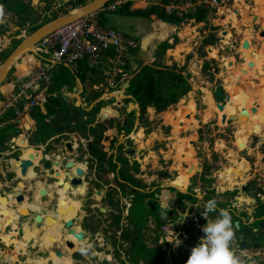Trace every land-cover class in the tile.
<instances>
[{
	"label": "crops",
	"instance_id": "crops-1",
	"mask_svg": "<svg viewBox=\"0 0 264 264\" xmlns=\"http://www.w3.org/2000/svg\"><path fill=\"white\" fill-rule=\"evenodd\" d=\"M234 7L235 8L233 9V11L237 9L242 16L240 20H236L235 15H233L234 12L232 11V14L231 11L227 10V8H219L216 12L210 15L208 12L206 15V20L201 21L196 20L194 17H184L179 21L170 22L168 20L152 21L143 17L125 16L123 20V26V22L120 19L117 20L118 23L116 24H112L110 19L111 26L120 28L128 35L132 34L138 40L139 47L134 55L136 54L139 56L140 64H148L151 63V61L152 63L162 62V64L168 66L175 64L181 69V74L190 85V90L182 98H180V100L175 105L168 107L163 112L154 114V109L149 108L151 114L150 118L160 120L158 125H153L154 128L149 132V134H144V131H142L141 128H138V124L135 131L132 132L136 124V121L134 120V125L130 129L131 134L129 132H126L125 136H129L124 138L120 135V138H116V142L114 144L111 143L109 145L111 150H109V152L107 151L106 153V178L110 177L112 181H107L109 191H107L108 189H106V205L103 207V210H101L100 213L96 211V209L100 210V196L95 192L93 184H91L88 188V190L90 191L87 190L88 192L86 195H89L90 200V202L88 200V203L82 202L79 196H75L74 193H61L62 197H65V199L69 203L76 204L78 206V209L75 210L74 213L75 217H73V219L77 220V222H75L74 224L76 230H79L81 228L80 224H82L87 236H92L93 234L100 235V237L98 238L99 240L101 239L102 241V238L105 237L110 241L107 250L102 248L97 249L101 250V252H98L101 255V259L108 262H95V260H92L93 258L91 259V261L86 262L88 259L85 258L82 261H77L75 264H83V261L86 262L85 264H118L116 255L121 260H123L124 264H127L129 261L125 258L124 253L127 250V252L130 254V248L132 247L135 248V250L139 251L137 258L133 259V263L135 262L136 264H143L144 261L142 258L144 256L139 250L140 246L143 248V251H146L147 249L160 250L163 253L162 264H186V261L189 258L188 253L175 246L174 244L163 242L159 233H156V237H154V234L152 235L151 228H153V224H155V222L156 224L158 223V220H156L158 218L157 212L152 213L154 214V218L153 216H150L148 222L149 225L143 224L141 226L140 220L139 218H137V211H132L134 202H132V198H134L139 193L149 192V188L150 191L157 192L162 191V189L167 187L168 185H172L173 188H179L187 191L190 186V178L194 176V174H196V171L194 173V168H192L190 172H192L193 174L190 175L189 179L187 180V184V181H185L187 177L186 172L182 171L180 173L179 167H183L182 164L184 163V160L187 159V156L190 158L191 156L195 158L197 151L194 150V146L199 144L197 148H200V144L204 142V139L206 137L204 135L206 129H209V136H213V140H215L214 135L216 133V130L214 129V119L216 120L217 118V111L213 106V88L215 85H217L216 82L218 74L213 73V65H217V63L222 58L220 53L222 46L230 45V41H232V39L237 36L241 37L240 40L249 38V31L254 27L258 29H264V0H236V4ZM224 31H226L227 33L222 36V33ZM211 34L215 35L216 41L214 42V44L204 45L203 42L206 40L207 36H210ZM221 37L223 38L221 39ZM142 39H147L149 43H147L145 46H142ZM174 39H176V42H174ZM252 40H255L254 44L259 43V46L257 48H250L252 51L254 50L253 52L255 57H252V60H254L255 62V67L248 72L251 79H256L262 76V72L259 71V66L264 57V38L254 37ZM163 41H167V43L170 44V47L165 50L166 53H163V55L156 56V49L158 45ZM39 54L40 56H23L20 60L19 65H27L31 62L45 64L48 60H52L51 55L48 51H42ZM37 57L39 58L38 60L36 59ZM223 59L224 63L228 67V71H232V54L228 53V55ZM246 62L247 61L245 60L244 63L246 64ZM211 66L212 68L209 72ZM56 68L57 66L52 70V74L54 73ZM23 70L24 69H21L22 72ZM253 81L250 84L244 83L245 87L246 85L254 87L255 82ZM259 85H261V83ZM8 86L9 90L10 83L8 84ZM93 87L96 88V85L93 84ZM82 88L83 85L80 79L76 78L75 84L72 87L65 85L61 88L60 92L62 91L67 99L75 101L76 99L79 100V98H76V96L77 94H80L82 92ZM256 88V99L258 100V103L262 105V107H264V90L261 86H259V89L257 86ZM228 92L231 94L230 90H228ZM55 94L56 92H53V96ZM5 96L6 94L2 92V86H0V101H2ZM248 100L250 99L248 98ZM128 101H124L125 104H127ZM250 103L251 100L248 103L245 102L244 104H242V106L244 107L236 106L234 102V96L231 94V101L227 103L223 112H226L228 115L230 113H243L241 111H246ZM81 104L84 109H87L86 102L84 100H81ZM20 107H22L21 104H18L17 110L21 111ZM41 109L44 111V107ZM69 110L75 111L76 109L70 107ZM132 111H134L135 113L134 109H132ZM168 114L170 116L169 118H167ZM5 115L1 120L8 119L9 116L6 117ZM182 117H184V120H182ZM25 121L30 123L33 128L34 120L31 119L30 114H24L21 124H5L0 127V175L2 177H6L8 171H14L13 157L16 150L21 149L23 156H26L31 150L38 151L41 156H47L50 151L56 149L55 145L57 144V139L59 136L56 140L52 138L56 137L57 134L50 137L51 139H47V141H45L44 143L30 144V132H26V145H19V133H17V129H19V132H22V125ZM250 121H263L262 112ZM56 124L58 125L59 123ZM161 127H167V131L163 130V128ZM65 134L66 135H64L63 137V134L60 135L59 139H63V142L67 140L71 141V145L74 150L73 155H75L78 150L84 149L83 155L88 159L89 154L87 147L89 145V140L92 139V135L89 136V138H85L82 135H79L76 131L68 132ZM199 135L202 136L200 140L198 139ZM121 138H123L122 142H124V144L120 143L117 150H115V145L118 141H120ZM127 138H131L132 140L130 145H127ZM216 140L215 142L218 143V139ZM215 142L211 146V152L216 151L215 147L217 145ZM240 142H242L241 136H239L235 142L228 143L226 145L227 153L230 154L227 155V157L232 162H230L231 168H225V172L221 173V181L219 180L217 182L221 187V190L226 189V184L231 186L232 190L234 188L243 189L244 185L247 182L252 181V179L255 178V175H257V177L264 176V166L260 165L259 169H256L258 163L255 162L252 164L246 159L247 155L256 151H253V148L250 147L249 143H243L245 149L240 150ZM154 143L160 144V147L158 148V154L161 155V157L166 162L168 161V172H171V170L175 172L177 171V176H175L176 178L171 180L169 178H163L159 181V185L157 183L148 185V183L151 182L149 180H153L156 176H147V174L142 169L143 165L141 164L140 159L137 155L138 153H142L141 150L143 147H146L144 148L147 150L144 157L146 159L148 157H154L155 152L154 150H151V146ZM12 146H15V148H12ZM127 155H131L130 160ZM67 157L71 158L73 156L68 155ZM118 158H122L125 160V168L129 169V174H131L134 178L133 184L129 183V185H127V182H124L120 178L119 170L122 165L119 162ZM258 158L259 156L256 157V159ZM132 161L139 164L140 172H133L132 169L134 168H132L130 165ZM110 163L116 165V167L114 170H111L109 172L107 170L109 169ZM77 165L85 167V163H78ZM45 166L47 167L48 165ZM189 166L191 167L192 165L189 164ZM87 170H90L88 168V165ZM90 171L91 175L93 176V180H95L94 170L91 169ZM190 172L187 171V173ZM34 176L35 175L33 171H30L27 178L24 179L28 190H32V201H28L26 199L24 200V202L17 203L13 200V198H11L8 206L0 203V210L7 209L9 211V216L12 219V224L6 225V220L8 217L4 215L1 218L2 228L0 229V245H2L3 248H1L0 252H2L3 250L4 252H7L9 250L11 255L9 254L8 258L13 257L12 259H16L19 251L23 252L21 257H23L24 259L22 262L18 261L17 264H46L47 259L53 258L54 249H60L64 254V258L61 263L71 264L73 259L68 258V255L71 254V251L67 250L66 247L63 246L62 241H64L65 239H73V237L66 236V231L62 224H59L58 228L52 229L53 231H51L50 229L55 237L56 235H59V237H56L58 242L55 247L47 246L45 241H43L42 244L40 242H37L36 239L28 241L26 237L22 236L21 234L17 236L16 239H13L8 243L9 236L14 234L13 227L22 225L33 228L36 226V223L34 221L35 213H39L41 215L52 214L51 211L46 208V206L52 199L51 194L54 193L52 190V188H54V185L53 183L48 184L45 179H40L38 177L35 182L32 183ZM179 178L181 179L179 180ZM13 179H16V177L14 176ZM116 181L124 184L123 186H120L123 192H121L118 186L113 185ZM84 185H86V182L84 183ZM43 187L48 190L46 198L40 197L36 192L38 189ZM16 189L17 186L15 184H13L12 187H9V182H0L1 196L10 197L12 195V192L16 191ZM57 191L62 192V189H57ZM109 192H111V195L114 193V195H116V198L119 199L117 201L116 207H114L112 204H109L107 201L108 199H110L107 198ZM256 196L263 199L264 193L262 194L255 192V190H253L251 186H247L246 191H243L236 195L238 215L241 217L249 215V222L254 220V214H251L250 212H252L253 210L252 204L255 203ZM184 199L188 198L185 197ZM222 200L225 201L226 197H223ZM123 201L124 203L122 204V208L120 210L122 212V216H120V218L118 219L119 214L117 211H119L120 207H117L120 202ZM181 202L183 203V200H181ZM245 207L249 208L248 211L246 210L247 213H245ZM20 209H23V211H25L24 209H26L28 211V214H22ZM226 209L227 208H224V210ZM87 211H91L88 219L85 217ZM179 212L180 211H178V213ZM113 213H116L117 216H115ZM115 217H117V219ZM133 218L138 220V228L134 227ZM103 219H106V221L103 222ZM115 219L118 222L120 220L119 226L124 229L125 238L124 242L122 244L119 243V247H117L113 251L114 255L112 256L111 250L115 237V227L113 228V226L114 222H117L114 221ZM214 219L215 218H212V220ZM59 220H66V216L62 218V220L59 218ZM212 220L208 218L207 221L210 222ZM243 220L245 219L241 218V223L244 222ZM263 221L264 214L261 215L260 218L256 216L254 224L256 225L257 223L259 224ZM152 222L154 223L152 224ZM59 242H61V244H59ZM241 246L242 243L240 242V248H243ZM41 247H44L43 252L40 251ZM37 251L41 254H38ZM250 251L251 248H248L244 245V248L240 252H242L243 255H249L251 254ZM258 253L259 251L256 250L253 254L257 255ZM254 262H256V260H254L253 263Z\"/></svg>",
	"mask_w": 264,
	"mask_h": 264
},
{
	"label": "water",
	"instance_id": "water-1",
	"mask_svg": "<svg viewBox=\"0 0 264 264\" xmlns=\"http://www.w3.org/2000/svg\"><path fill=\"white\" fill-rule=\"evenodd\" d=\"M111 0H86L83 4L76 7V12L72 15H70V12H67L66 14L59 15L56 18H53L45 23H43L41 26H39L37 29L32 31L30 34H28L26 37L23 38V40L12 50V52L3 60V62L0 64V86H2V92L4 94H7L8 91V84L5 82V80L8 78L10 81L14 82L16 78L11 75L8 77L9 71L11 70V67L16 65V63L22 59L23 56L26 54H33L35 56H40V52H38L35 49V45L37 42L42 39L44 36H46L48 33L54 31L55 29L61 27L62 25H65L67 23H70L82 16L92 14L95 12H98L104 8V6ZM74 10V9H73ZM234 15L236 20L241 19V14L238 12L237 9L234 11ZM230 20V19H229ZM161 21V20H157ZM227 32L224 31L222 33V36L225 35ZM259 37L264 38V29H261L259 32ZM223 37H221L222 39ZM222 41V40H221ZM149 41L146 39L141 40V45L145 46ZM255 40L251 41V44H254ZM248 41L245 39L242 43V48L248 47ZM228 48L231 47V45L227 46ZM253 52L248 53V57H252ZM242 62H245V58L241 59ZM49 62V61H48ZM37 62H31L27 65L21 64L20 69H24V71H31L33 68L37 67ZM63 65V64H62ZM67 66V65H66ZM248 67H255L254 60H248L247 61ZM140 67V60L138 55L132 56V61L130 64V73H135ZM212 66L209 69V72L211 71ZM214 74H217L218 72V66L213 65ZM259 71L264 72V57L260 63ZM11 73V72H10ZM129 86L128 81H125L122 85V88L116 93L111 92L109 93L110 97L115 99L116 102L114 103L116 106L112 109V104L110 103L107 107L102 109V118H106L108 114L115 112V109L117 106H125L126 112L129 113L134 109L137 114L135 116L136 124L133 128L132 132L135 131L138 120H139V109L138 104L134 101V98L127 93V88ZM246 91L247 93H242L240 101L242 103L246 102L248 98L251 100V103L248 108L251 109L252 112L256 111L258 107H260V104L258 103V100L256 99L257 95V88L256 86L252 87L249 85H246ZM117 94V95H116ZM60 95L62 97V100L65 105V109L62 112H54L52 114H49L46 117V121L49 122L53 120L55 123H60L61 125L56 128V137L52 138L54 140L57 139L58 136L68 133L73 129L75 125H78L80 122L86 121L87 118V112L90 111L95 104H97L100 101H107L106 97H98V99L95 101L93 106L91 105L89 108L84 109L81 104V100L76 99L75 101H71L67 99L66 96H64V93L61 91ZM126 98L129 99L128 103L126 105L122 104V100ZM231 101V94L228 91H225L220 85H215L213 88V106L215 107L216 111L220 112L223 111V107L225 103H229ZM1 103V101H0ZM113 104V105H114ZM73 107L76 110L70 111L69 108ZM244 112H246L244 110ZM243 112V113H244ZM105 113V114H103ZM117 113H114L116 115ZM190 116V115H189ZM226 115L223 114L222 117H225ZM234 114H229L227 116V119L232 121L235 120ZM23 131L19 132V129H17V133H19V144L20 145H26V132H31L32 126L30 123L25 121L23 123ZM261 123L252 124L250 127H244L242 130L238 133L239 136L246 135L248 137H256L257 134L256 131H261ZM125 130H122L121 136L126 138L127 136L124 135ZM51 139V138H50ZM91 141H89L90 144ZM132 142L131 138H127V145H130ZM120 141L117 142L115 145V150L120 145ZM71 141L67 140L63 142V139H57L56 149H53L52 151L47 154V156H41V154L36 150H31L26 156L22 155V150H16L14 153V171H8L6 177H2L0 175V182L7 181L9 182V187H12L13 184L17 186L16 191L12 192V195L10 197L1 196L0 195V203L3 205L8 206L10 203L11 198L17 203L24 202V200L32 201L33 200V193L32 190L29 189L24 182V179L27 178L30 171H33L34 173V179L32 181L35 182V180L38 178L45 179L48 184L54 185L52 199L50 203L46 206V208L51 211L52 214H46L41 215L39 213L34 214V221L36 223V226L33 228H30L28 226H22L18 225L16 227H13V235H10L8 238V243L16 239L17 236L20 234L22 236H25L28 241H32L33 239H36L37 242H40L42 244L43 241L46 242L47 246L55 247L57 244V238L54 236V234L50 231V229H56L59 227V224H62L64 226L65 231L68 232V235L73 237L75 241L82 242L85 238V233L82 230V227L79 230H76L73 225L74 221L73 218L70 217L69 219H66L64 221H60L59 218L62 220L65 216H69L72 212L75 213V210L78 209V206L76 204L69 203L65 197H62L61 193H74L75 196H79L81 201H85V195L87 194V190L89 186L92 184L93 176L91 175V171L87 170V165H89L90 161L87 159L86 156L83 155V150L80 149L77 151L75 155H73V148L71 145ZM62 145V146H60ZM239 147H244L243 143L239 144ZM12 148H15V146H12ZM71 155L73 157L68 158L67 156ZM78 163H85V167L78 166ZM120 164V163H119ZM45 165H48L47 167ZM89 167V166H88ZM108 169V168H107ZM200 169V167H199ZM196 169V172L199 170ZM192 170V167L188 168L187 171L190 172ZM62 175V176H61ZM16 177V179H13V177ZM109 179V177H107ZM86 182V185L84 183ZM129 185V183H127ZM111 187V186H110ZM167 187H172V185H168ZM57 189H62V192H58ZM38 195L42 198H46L48 190L46 188H40L36 191ZM178 192H182L183 194H187V191L179 188H174L173 190V197H171L167 203L165 201V194L164 192L162 194H155V199L157 202H159V206L156 207L155 203L153 204V207L151 209L155 210L157 209V212L159 214L158 222L165 221L168 218H172L177 216L179 213H182L184 210H180V207L175 202V197ZM27 196V197H26ZM167 196V194H166ZM188 199L190 197H187ZM58 200V201H57ZM118 198H114V196H110V199H108V203L112 204L114 207L117 206ZM92 201V199H91ZM90 202V200H89ZM123 202H120L117 208H119L118 214L122 216V212L120 211L122 208ZM20 209L21 213L24 215L28 214V211L26 209ZM176 210V211H174ZM178 211H180L178 213ZM6 215L8 218L6 220V225L12 224V219L9 216V211L7 209L0 210V229L2 228L1 224V218L2 216ZM242 225H244L242 227ZM249 225L248 223H241L239 220L234 221V226L236 230H240L239 238L242 239L241 243L244 247L245 240H244V231ZM262 225V223H261ZM256 230H248L247 234L252 236L255 234ZM100 235H95L92 239V247L85 248L84 254L88 253H94L95 249L102 248L106 249L108 248L109 240L105 237L102 238L103 244L102 246L99 245L100 241L98 238ZM67 238V237H66ZM69 238V237H68ZM62 244L64 247H66L67 250L71 251L74 249L75 244L70 239H65L62 241ZM116 244V243H115ZM119 247L118 244L114 245L112 247V256L114 255L113 251ZM40 251H44V247L40 248ZM79 255L78 252H73L72 256L77 257ZM64 258V254L60 249H54L53 251V258H49L46 261V264H62L61 261ZM93 259L97 260V255L95 254L93 256ZM106 263L108 261L101 260V263ZM129 264V263H127Z\"/></svg>",
	"mask_w": 264,
	"mask_h": 264
},
{
	"label": "trees",
	"instance_id": "trees-1",
	"mask_svg": "<svg viewBox=\"0 0 264 264\" xmlns=\"http://www.w3.org/2000/svg\"><path fill=\"white\" fill-rule=\"evenodd\" d=\"M32 0H0V16L2 14H12L17 17H25L30 16L33 14L34 9L31 5ZM114 0L109 1L102 10L98 11L97 16L99 23L102 26L109 27V16L110 14H120V15H126V16H137V17H143L152 21L157 20H168L170 22L173 21H179L181 18L184 17H194L196 20H206V15L208 11L203 8H198L195 11L188 10L187 13L179 17L175 14H166L164 10L162 9V6L169 3V2H176L181 3L187 0H159L160 6L159 7H141V6H133L132 4L126 3L122 4L119 7H117L114 11H106V6H108L111 2ZM57 2H61V5L58 9L52 10L53 5ZM86 2V0H50L49 1V8L48 11H51L49 14V17H47L45 20L41 22H33L31 28L29 31H34L39 26H41L43 23L58 17L59 15L66 14L70 9H74L81 4ZM214 29V28H212ZM1 34V31H0ZM130 36H133L132 34ZM135 38V36H133ZM23 39L21 37H14V39L11 42L12 47L3 51L0 54V64L3 62V60L9 55V52L15 48ZM216 41L215 35L211 34L208 35L206 40L203 42V44H214ZM174 42H176V39H174ZM170 47V44L167 43V41L161 42L157 49H156V56L163 55L165 50ZM137 51V49L132 53L134 54ZM33 54H26V56H31ZM39 59L38 57L36 58ZM17 65H14L11 67V71L16 70ZM20 67V65H18ZM108 67L107 62L104 60L100 63H98L94 67H90L88 63L84 59L77 60L75 63H72L69 66L66 65H57L56 70L52 74V81L51 85L49 87V97L42 107H34L30 109L29 114L32 120H34V126L30 132L29 140L30 144L35 143H44L52 137L56 133V127L57 124L51 120L50 122H47L45 119L49 114H52L54 112H60L63 107L65 108L64 102L62 100V97L60 95V90L63 86L68 85L69 87H72L75 84L76 78H79L83 87L90 88L93 84L97 85L99 83H102L105 87V75L104 71ZM104 69V70H103ZM100 70V71H99ZM101 72V73H100ZM21 73H23L21 71ZM129 86L127 88V93L130 94L134 101L138 104L139 109V123L138 125L142 126L144 129V132L146 134H149V132L154 128V123L152 121H149L150 115L147 112V109L152 108L154 109V114H158L160 112L165 111L168 107L175 105L180 98H182L189 90L190 85L188 84L187 80L183 77L181 74V69L177 67L175 64H172L170 66L164 65L159 62L155 63H148V64H140L139 69L133 73L128 79H127ZM96 90V89H95ZM93 91L92 95L93 97H98L99 94L96 91ZM53 92H56V94L53 96ZM128 101L129 99H125ZM44 107V111L41 109ZM104 106L97 105L94 106L90 111L89 115L90 118L86 121L80 122L77 127L80 128L81 135L85 138H89V136L93 135L92 132L96 131V127H104V122L102 120L96 119L93 123V120H95V117L102 111V108ZM14 115V110H10L6 113V117ZM125 120V126L122 125L123 129H126L129 131L134 124L135 120V113L134 111H131L129 113H126ZM90 123V126L87 127V125ZM118 123V122H116ZM87 124V125H86ZM91 124H93L91 126ZM109 126L111 130H115L116 128L113 127L115 125L113 123V120L110 121ZM120 124V123H119ZM152 125V126H151ZM103 131H100L95 137V140H101L104 138ZM112 137L111 143L114 144L116 142V138L118 136L117 133H111L110 135ZM108 137V136H106ZM202 138L201 135L198 136V139L200 140ZM119 162L121 163L122 167L119 170V176L120 178L127 183H134V178L131 174H129V169L125 168L126 162L122 158H118ZM116 165L111 164L109 166V169L107 171L114 170ZM128 168V167H127ZM134 169L138 171V165H134ZM175 177H172L170 179H174ZM181 178H179L180 180ZM116 184L119 186H123V183H120L119 181H116ZM173 187H165L162 189V191L157 192H150V193H139L135 196V200L133 202L134 204L139 202L141 205L140 207L137 206V218H139L141 226L145 223V220L147 219L148 214H152V209L148 206V200L152 197H155V194H162L164 192L165 201L169 200L171 197H173ZM247 190V186L243 189H237L236 194L241 193L243 191ZM257 192V191H255ZM257 193H264V192H257ZM167 194V196H166ZM185 194L182 192H178L176 195V199L180 200L185 198ZM206 200H210L209 197H206ZM140 209V210H139ZM254 216L260 218L261 215L264 214V198L261 199L258 196L255 198V208L253 212ZM133 224L134 227L138 228V220L133 218ZM260 221V220H259ZM258 224V223H257ZM125 234V233H124ZM113 243H117V240L114 239ZM143 248L140 246L139 250L144 256L139 257L142 258L145 264H158V260L161 261V251L158 249H147L146 251L142 250ZM139 254L138 250H135V248H130V255L131 258L135 259L137 258V255ZM157 262V263H156ZM160 264V263H159Z\"/></svg>",
	"mask_w": 264,
	"mask_h": 264
},
{
	"label": "flooded vegetation",
	"instance_id": "flooded-vegetation-1",
	"mask_svg": "<svg viewBox=\"0 0 264 264\" xmlns=\"http://www.w3.org/2000/svg\"><path fill=\"white\" fill-rule=\"evenodd\" d=\"M261 29L258 28H253L250 29L249 31V38H244L243 40H247L248 41V47L247 48H242V43L243 40H240L241 37L237 36L234 39H232V41H230V45L231 47L228 48L227 46H222L220 53H221V60L217 63L218 66V78H217V85H220L225 91L230 90L231 94L234 96V102L236 106H240V107H244L242 106V103L240 101L241 95L242 93H247L246 92V87L245 84H250L253 80V82H255V86L258 87L259 86L262 87V89L264 90V72H262V76H260L259 78L256 79H251L249 76V70L253 69L252 67H248L244 62H242V58H246L245 60H251L253 59L252 57H255L254 55V50L252 51L250 48H257L259 46L258 44H251V40L254 37H259V32ZM249 52H253V56L252 57H248V53ZM232 54L233 57V66L231 67L232 71H228V67L227 65L224 63V57H226L227 55ZM245 83V84H244ZM261 83V85H259ZM126 101L125 99L122 100V103ZM250 100H247L246 103H248ZM111 102L115 103L116 100L115 99H108L107 101H100L97 104H95L94 106H97L98 104L101 106H104L103 108L107 107ZM227 103L224 104L223 107V111L225 110ZM93 106V107H94ZM116 105L114 104V106L110 107V108H114ZM122 105L117 106L115 109V112L108 114V116L106 118H102L101 114L102 111L97 115V117H95V120H93V123H95L94 121H96V119L98 120H102L104 122V127H100L97 128L96 127V131L92 132V139L89 140L91 141L90 144L88 145V159L90 161L89 163V169H93L94 170V177L95 180L92 181V184L94 185L95 188V192L100 196L99 198V204H100V210L96 211L98 213L101 212V210H103V206L106 205V153L108 151V149H110L109 145L111 144V139L112 137L110 136L111 133H117V139L120 138L121 132L122 130H125L124 135L126 134L127 131L126 129L122 128V125L125 126V118H126V108L124 106L125 109L121 108ZM102 108V109H103ZM65 108L63 107L62 109H60L62 112ZM121 109L123 110V112H121ZM217 111V118L215 120V127L214 129L216 130V133L214 135V139H218V143H216V151L211 152L210 151V143H212L213 141V136H209V129H206L205 132V139L203 142V146H202V155L200 157V169L198 172V179H199V183L201 186V194L199 195L198 199L200 202V206L202 207L203 211H205L204 205L205 203L208 201L206 200V197H209L210 199H215L216 200V208L217 211L216 212H212V213H208L207 216V220L208 218H210L212 220V218H217V216L219 215V210L227 208L226 210H228L231 214V218H232V223H233V231L235 233V238L232 240L230 248L233 251L234 255L236 256V258L239 261V264H250L253 263L254 260H256V262H254L253 264H264V221L259 224H254L255 221V216H253L254 220L249 222V215H245V216H239L238 215V210H237V205H236V192L237 189L239 188H234L232 190L231 186L226 184V189L221 190L219 184L217 183L219 180L221 181V173L225 172V170L227 168H231L230 167V162H232L227 155H230L227 153V148L226 145L228 143H233L235 142L239 135L238 133L242 130V128L244 127H250L252 124H256V123H261V127L262 130L261 131H256L255 133L257 134L256 137H248L245 133V135L241 136L242 137V142L240 143H249L250 147L253 148V151H256L254 153H251L249 155H247L246 159L251 162L252 164L257 162V168L259 169L260 165L264 166V107H262V105H260V107H258L256 109V111L252 112L250 108L246 109V112L244 113H235V120H228L227 116L228 114L226 112ZM131 112V111H130ZM262 112V118L263 121H250L253 118H255L256 116H258L260 113ZM89 111L87 112V118H90V115L88 114ZM114 113H117L116 115H114ZM105 114V113H103ZM225 114V117H222V115ZM113 120V123L115 125H113L114 128H116L114 131H111V128L109 126V122ZM250 121V122H248ZM118 122V123H116ZM120 123V124H119ZM207 124V123H206ZM61 124L59 123L57 125V127H59ZM87 125V124H86ZM93 124H91L92 126ZM134 125V124H133ZM90 126V123L87 125V127ZM56 127V128H57ZM76 131L79 135H81L80 132V128L77 127V125H75L73 127V129L69 132H73ZM100 131H103L104 133V138L101 140H95V137L98 133H100ZM66 135L65 133L62 135V137ZM108 136V137H106ZM60 137V136H59ZM58 137V139H59ZM217 141V140H216ZM223 145H222V143ZM239 143V144H240ZM108 148V149H107ZM237 148V147H236ZM79 149V146H78ZM240 150L245 149V147H240ZM257 153V154H255ZM259 156L258 159H256V157ZM216 161V163H215ZM102 164V167L100 166ZM226 168V169H225ZM264 172V171H263ZM190 186L187 190V194L185 197H190V199H193L191 196V188H193L195 186V178L194 176L191 177L190 179ZM113 184V183H112ZM115 186L120 187L119 185L116 184V182L113 184ZM234 185V184H233ZM236 186V185H235ZM245 186H251L253 188V190L257 191V192H264V176L263 177H257V175H255V178L252 179V181L247 182L243 188H245ZM232 190V191H229ZM153 191H151L152 193ZM159 192V191H158ZM144 193H150V192H144ZM223 193V194H222ZM102 195V196H101ZM122 195V194H121ZM226 197V200L223 201L222 198ZM89 200V195H86L85 197V201L82 202H88ZM188 200V199H187ZM169 200H167L168 203ZM175 202L178 204V206L180 207V210H184L183 207V203L180 202L179 200H177L175 198ZM150 203H155V206L158 207L159 206V202L156 201L155 197L151 196V199L148 200V206L150 207ZM254 208H255V203L252 204V212H250L251 214H253L254 212ZM248 207H245V213H247L248 211ZM247 210V211H246ZM153 212H157V209L153 210ZM90 212L91 211H87L86 213V218L88 219L90 216ZM158 214V212H157ZM73 218V217H72ZM241 218L245 219L243 220L245 223H248L249 225H247L245 231H244V240H245V246H247L248 248H251L250 253L251 254H246L243 255L242 249L244 248H240V242L242 241L241 238H239V233L240 230H236L235 226H234V221L236 220H241ZM159 219V214H158V218L156 220ZM74 224L75 222H77L76 219H73ZM103 222L106 221V219L102 220ZM204 221H206L204 219ZM241 222V221H240ZM242 222V223H244ZM109 224V223H108ZM114 225H116L115 227V232H114V238H116V240L118 242H120L121 244L124 242V238H125V231L124 229L119 226V222L117 221V223H114ZM80 226L82 227V230L85 233V229L84 226L82 224H80ZM244 225H242L243 227ZM73 227L75 228V225H73ZM256 230L255 234H253L252 236L249 237V235L247 234L248 230ZM66 236L68 235V232L66 231ZM248 236V237H247ZM63 237V236H62ZM93 237H95V235L93 234L92 236H87L85 234V238L84 241L82 242H78L75 241L74 239H70L71 241L74 242L75 247L73 250H71V254L68 255L69 259H73V261L71 262V264H75L77 261H82L85 258L89 259V261H91V259L93 258L95 253L101 252V250H94V253H88V254H84L85 252V248L88 247H92V239ZM99 240V239H98ZM100 243L99 245L102 246V244L104 243L103 240L101 241V239L99 240ZM102 242V243H101ZM59 244H61V242H59ZM79 246H78V245ZM120 244V245H121ZM101 248V247H100ZM98 248V249H100ZM256 248V249H255ZM258 250L259 253L257 255H254L253 253H255V251ZM78 252L79 255L77 257H73L72 253L73 252ZM18 255H22L23 252H18ZM38 253V251H37ZM41 254V253H38ZM18 255L16 256V258H18ZM125 258L129 261L128 263H133V258H131V255L127 252L124 253ZM127 256V257H126ZM257 256V257H256ZM12 264H17V262L12 263ZM144 264V263H143Z\"/></svg>",
	"mask_w": 264,
	"mask_h": 264
},
{
	"label": "built area",
	"instance_id": "built-area-1",
	"mask_svg": "<svg viewBox=\"0 0 264 264\" xmlns=\"http://www.w3.org/2000/svg\"><path fill=\"white\" fill-rule=\"evenodd\" d=\"M126 3L137 7L160 6L159 0H114L105 9L108 12L114 11ZM235 4L236 0H187L181 3L169 2L163 5L162 9L167 15L172 13L179 17L184 16L188 10L195 11L198 8L206 9L209 15L219 8H227L233 14ZM60 5L61 2L55 3L53 9H58ZM97 13L62 25L37 42L35 49L38 52L48 51L52 60L45 64L38 63L31 71H16L12 74L16 80L10 82V89L0 103V127L5 124H21L24 114H29L30 109L46 104L50 95L48 91L52 70L60 64L69 66L84 59L90 67H94L104 60L108 64L104 71L105 87L116 93L122 88L124 82L132 75V52L138 49V40L121 29L102 26ZM18 104H21L23 111L22 107L21 111L17 110ZM13 109L14 115L9 116L7 120H1ZM190 192L193 199H183L182 213L157 223V232L163 242L176 246L178 239L181 243L177 247L189 255L192 247L196 246L204 235L202 227L207 222L204 221V211L198 199L201 194L199 179L195 180V186ZM96 255V262H100L101 255Z\"/></svg>",
	"mask_w": 264,
	"mask_h": 264
},
{
	"label": "rangeland",
	"instance_id": "rangeland-1",
	"mask_svg": "<svg viewBox=\"0 0 264 264\" xmlns=\"http://www.w3.org/2000/svg\"><path fill=\"white\" fill-rule=\"evenodd\" d=\"M49 1L50 0H32L31 1V5L33 6L34 12H33L32 15H30L28 17L27 16H25V17H17V16H14L12 14H2L0 16V31H1V34H0V54L3 51H5V50H7V49H9V48L12 47L11 42L14 39V37L17 36V37H21L23 39L28 34H30L32 31L30 32L29 29L31 28L33 22H41V21L45 20L47 17H49V14L51 12V11H48ZM52 10H54V9L52 8ZM75 11L76 10L74 8V10L73 9H70L68 12L74 13ZM125 16L126 15H117V14H112L111 13L110 16H109V22H110V19H111L112 24L118 23L117 22L118 19H120L123 22ZM123 26H124V22H123ZM113 27L114 28H117L115 26H113ZM118 29H120V28H118ZM22 35H24V37H22ZM12 50L9 52V54L12 52ZM164 53H166V51ZM159 63H162V62H159ZM163 63H164V61H163ZM16 64H17L16 70H13L12 73H10V71H11L10 70L9 71V74H8V77H10L16 71H18V72L21 73V69H20V67H18V65L20 64V62L18 61ZM5 82L10 83L11 81H10V79L7 78L5 80ZM95 89L97 90V92L99 94L98 97L102 96L104 98L106 97V99L112 100V98H108V97H110L109 93H111L112 91H110L109 89H107L106 87H104V85L102 83H99L98 86L96 85V88H94L93 85L90 88L83 87L82 88V92L80 94H77L76 98H79V100H84L86 102V108H89L91 105L93 106V104L95 103V101L98 99V97L95 98L92 95V93H93V91ZM124 99H126V98H124ZM111 104H112V106H114L113 105L114 104L113 102H111ZM122 104L126 105L125 102H123ZM121 108L123 109L124 106H121ZM122 109H121V112H123ZM147 112L151 116L149 109H147ZM136 114H137V112L135 111V116H136ZM169 117L170 116L168 114L167 115V118H169ZM182 120H184V117H182ZM135 121H136V119H135ZM149 121H152V123H154L155 126L158 125L159 122H160V120H156V119H153V118H150V117H149ZM214 121H215V119H214ZM138 123H139V120H138ZM138 126H139L138 128H141L142 131H144V129H143L142 126H140V125H138ZM161 128H163V130L167 131L166 130L167 127H161ZM129 133L131 134V130L129 131ZM144 134H146V133L144 132ZM120 141H121L122 144H124V142H122L123 141V138H121ZM214 142H215V140H213L212 143H210V148H209L210 150H211V146H212V144H214ZM37 144H39V143H37ZM198 145L199 144H197V145L194 146V150L197 151V153L195 155V158H193L192 156H191V158L187 156V159H185L184 160V163L182 164L183 167H181V166L179 167L180 173L182 171H185L186 172L187 177H186V180L185 181H187L189 179L190 175L193 174L192 172L187 173V169L190 168L189 164H191L192 165L191 167L194 168V171H193L194 173L196 171L195 169H197V168L199 169V167H200V164H201L200 157L202 155V143L200 144V148H197ZM159 147H160V144H156V143L152 144L151 150H154V152H155V156L154 157H148L147 159L144 157L145 154H146V151H147L146 149H144L146 147H143L142 150H141L142 153H138V155H137L138 158L140 159L141 164L143 165L142 166V169L147 174V176H151V175H155L156 176L153 180H151V179L149 180L151 182L148 183V185H152V184H156V183L159 185V181L161 179H163V178H169L170 179L172 177L177 176V173H176L177 171L175 172V171L171 170V172H168V165H169V163H168V161L166 162L161 157V155L158 154L159 153L158 152V148ZM215 148L217 149V147H215ZM109 150H111V149H108V152H109ZM127 156L129 157V160H130L131 159L130 158L131 155H127ZM215 163H216V161H215ZM136 164L138 165V168H139V164L138 163H134L133 161L130 163V165H131L132 168H134V165H136ZM100 166L102 167V164ZM132 170L135 173L140 172L139 171L140 168L138 169V171H136L135 169H132ZM198 172H199V170L196 172V174H194L195 180L198 179ZM107 181H110L111 182L112 179L110 177H109V179L106 178V189H108L107 191H109ZM190 182H192V181H190ZM176 183H178V182H176ZM187 184H188V181H187ZM119 188H120L121 192H123L122 189H121V187H119ZM148 190H149V192H151L150 191V188ZM88 191H90V190H88ZM114 193H115V190H114ZM114 193L111 195V192H109L108 195H107V198H110V196H114V198H116V195H114ZM183 199H180L179 201L181 202V200H183ZM134 200H135V197L132 198V202ZM140 205L141 204L139 202L135 203L132 211L136 212L138 210L137 209V206L140 207ZM183 205H184V203H183ZM152 207H153V204L150 205V208H152ZM113 214L115 216H117L116 213H113ZM150 216H153V218H154V214L148 215L147 216V220L145 221L144 225H149L148 222H149ZM71 217H75L74 214ZM115 218L117 219V217H115ZM119 218H120V215H118V219ZM116 219L114 221H117ZM119 222H120V220H119ZM153 223L154 222H152V224ZM114 227H116V225H114L113 228ZM151 231H152V235L154 234V237H156V233H158L157 232V224H156V222H155V224H153V228H151ZM114 239H116V238H114ZM119 243L120 242L117 241L116 244H118V246H119ZM116 244L113 243L112 247L114 245H116ZM1 248H3L2 245H0V250H1ZM9 254H10V251L9 250L7 252H4V250L2 252H0V264H12V263H15V262H18V261L19 262H22L23 259H24L23 257H21V255H18V258H16V259H12L13 257L8 258L9 257ZM162 258H163V253H161V258H160L161 261L158 260L157 262H159L160 264H162ZM116 259H117V263L118 264H124L123 263V260H121L117 255H116ZM92 260H94V259H92ZM88 261H89V259L86 262H88ZM86 262L83 261V264H85ZM88 264H90V263H88ZM130 264H136V263L134 262V263H130Z\"/></svg>",
	"mask_w": 264,
	"mask_h": 264
},
{
	"label": "clouds",
	"instance_id": "clouds-1",
	"mask_svg": "<svg viewBox=\"0 0 264 264\" xmlns=\"http://www.w3.org/2000/svg\"><path fill=\"white\" fill-rule=\"evenodd\" d=\"M216 200L210 199L202 214L207 221L208 213L216 212ZM203 236L198 244L192 247L186 264H239L230 248L235 238L231 214L228 210H219V215L212 221H207L202 227ZM181 242L177 239L178 246Z\"/></svg>",
	"mask_w": 264,
	"mask_h": 264
},
{
	"label": "bare ground",
	"instance_id": "bare-ground-1",
	"mask_svg": "<svg viewBox=\"0 0 264 264\" xmlns=\"http://www.w3.org/2000/svg\"><path fill=\"white\" fill-rule=\"evenodd\" d=\"M75 12H76V11H75ZM75 12H74V13H75ZM74 13H70V15H72V14H74ZM233 18H234V17H233ZM234 19H235V18H234ZM16 65H17V64H16ZM24 72H25V71H24ZM230 114H232V113H230ZM73 214H74V213L72 212L69 216H66V219H69ZM52 229H53V228H52ZM52 229H51V231H53ZM52 233H53V232H52ZM56 237H59V235H58V236L56 235Z\"/></svg>",
	"mask_w": 264,
	"mask_h": 264
}]
</instances>
